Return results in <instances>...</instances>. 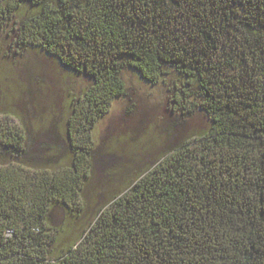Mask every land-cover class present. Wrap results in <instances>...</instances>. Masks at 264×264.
Wrapping results in <instances>:
<instances>
[{
  "label": "trees",
  "instance_id": "trees-1",
  "mask_svg": "<svg viewBox=\"0 0 264 264\" xmlns=\"http://www.w3.org/2000/svg\"><path fill=\"white\" fill-rule=\"evenodd\" d=\"M3 46L91 83L67 138L0 114V264H264V0H0ZM125 69L208 126L92 219L61 224L56 208H84L92 129L127 95Z\"/></svg>",
  "mask_w": 264,
  "mask_h": 264
},
{
  "label": "rangeland",
  "instance_id": "rangeland-1",
  "mask_svg": "<svg viewBox=\"0 0 264 264\" xmlns=\"http://www.w3.org/2000/svg\"><path fill=\"white\" fill-rule=\"evenodd\" d=\"M3 47L0 114H26L34 133L47 131L51 125L67 138L73 98L83 95L91 80L62 66L37 47L18 54ZM123 77L127 95L115 99L92 129L96 162L83 184L84 208L69 213L56 208L55 220L61 224L70 220L74 225L78 218L92 219L100 207L128 188L176 139L198 134L208 126L202 112L187 119L172 112L171 93L165 86L150 83L132 69H125Z\"/></svg>",
  "mask_w": 264,
  "mask_h": 264
}]
</instances>
